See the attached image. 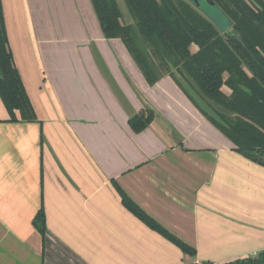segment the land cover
I'll list each match as a JSON object with an SVG mask.
<instances>
[{
	"label": "crops",
	"instance_id": "obj_1",
	"mask_svg": "<svg viewBox=\"0 0 264 264\" xmlns=\"http://www.w3.org/2000/svg\"><path fill=\"white\" fill-rule=\"evenodd\" d=\"M1 5L38 121H8L0 99V264H221L264 250V167L170 75L149 85L90 0ZM144 106L155 116L134 133ZM113 181L195 254L129 212Z\"/></svg>",
	"mask_w": 264,
	"mask_h": 264
},
{
	"label": "trees",
	"instance_id": "obj_2",
	"mask_svg": "<svg viewBox=\"0 0 264 264\" xmlns=\"http://www.w3.org/2000/svg\"><path fill=\"white\" fill-rule=\"evenodd\" d=\"M106 38H119L149 85L165 74L181 87L198 110L234 145V150L264 167V0H213L229 19L235 34L221 33L188 0H123L133 23L125 24L116 0H90ZM191 45L196 49L192 51ZM177 73L217 116L210 115L184 90ZM230 92L226 93L222 87ZM0 99L8 121H38L9 48L0 0ZM155 116L144 106L128 118L134 133ZM122 205L182 252L195 249L143 211L113 181ZM33 226L45 232L42 206ZM264 263V250L255 257L221 264Z\"/></svg>",
	"mask_w": 264,
	"mask_h": 264
},
{
	"label": "rangeland",
	"instance_id": "obj_3",
	"mask_svg": "<svg viewBox=\"0 0 264 264\" xmlns=\"http://www.w3.org/2000/svg\"><path fill=\"white\" fill-rule=\"evenodd\" d=\"M116 1L120 8L122 15L121 18L123 22L125 24L133 23V19L128 12L125 2L123 0H116ZM196 9L199 12H201L209 21H211L221 33H224L228 29L230 22L218 7H209L204 3H202L201 7L200 8L197 7ZM190 49L194 51L196 49V46L191 45ZM62 67L66 68L67 66L63 64ZM260 264H264V263H260Z\"/></svg>",
	"mask_w": 264,
	"mask_h": 264
},
{
	"label": "water",
	"instance_id": "obj_4",
	"mask_svg": "<svg viewBox=\"0 0 264 264\" xmlns=\"http://www.w3.org/2000/svg\"><path fill=\"white\" fill-rule=\"evenodd\" d=\"M188 1L192 5H194L196 8L197 7L200 8L202 3H204L205 5H207L209 7H218L214 3L213 0H188ZM225 32L226 33L235 34V35L237 34L236 31L234 30V28L231 26V23H229V27H228V29ZM174 74L176 75L177 80L179 81V83L181 84V86L184 88V90L196 101V103L200 107H202L205 111H207L210 115H212L213 117L216 118L217 116L215 115V113L210 109V107L202 99L199 98V96L195 93V91L191 88V86L188 85L187 82H185V80L182 79L177 73H174Z\"/></svg>",
	"mask_w": 264,
	"mask_h": 264
}]
</instances>
